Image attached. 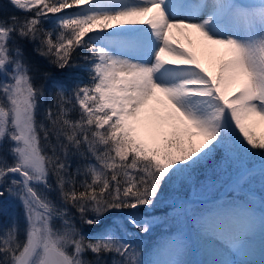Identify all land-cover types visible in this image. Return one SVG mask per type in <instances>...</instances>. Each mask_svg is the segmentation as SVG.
<instances>
[{
  "label": "snow or ice",
  "instance_id": "1",
  "mask_svg": "<svg viewBox=\"0 0 264 264\" xmlns=\"http://www.w3.org/2000/svg\"><path fill=\"white\" fill-rule=\"evenodd\" d=\"M9 2L25 15L0 16V198L19 201L24 229L21 239L15 216L0 225V264H188L183 235L151 258L129 237L150 234L166 189L181 191L219 153L240 198L199 212L177 200L176 219L195 220L206 252L239 257L251 249L259 194L264 237V0ZM177 33L197 34L203 55L219 62L206 67ZM20 41L61 70L86 50L87 83L70 95L60 87L43 121L46 94ZM73 156L82 161L75 172ZM69 208L89 227L110 223L86 236Z\"/></svg>",
  "mask_w": 264,
  "mask_h": 264
},
{
  "label": "rangeland",
  "instance_id": "2",
  "mask_svg": "<svg viewBox=\"0 0 264 264\" xmlns=\"http://www.w3.org/2000/svg\"><path fill=\"white\" fill-rule=\"evenodd\" d=\"M197 56H200L206 67L214 66L220 60L219 55L204 56L202 49L199 50ZM256 131L259 135L264 133V128H257ZM4 147L7 148L8 145L5 144ZM70 162L73 172H75L76 167L82 163L78 156L71 157ZM256 162L257 164L259 163V158L256 159ZM231 171L232 169L229 168L228 162L223 159V153H219L215 159L208 162L201 170L195 173L193 182L185 185L181 191L176 192L171 188L166 189L165 200L161 202L153 212L157 222L153 226L150 234L138 233L136 236L129 237L134 243L140 245L139 250L142 258L145 256L151 258L157 251L161 241L179 235H183L186 240L184 255L186 256L192 253L194 255L195 251L198 249L196 248L197 243L201 240L198 236L197 225L195 220L191 217L176 219L174 205L177 200L186 201L193 212H199L211 207L221 199L230 200L232 198H240L239 193H233L225 183L228 181V176ZM80 178L82 180L84 179L83 176H80ZM52 182L55 183L54 176L52 177ZM197 187L200 190L199 195H194ZM254 188L257 190V193H259V185H254ZM50 196L55 202L60 203L58 193H50ZM256 200L257 216L255 225L256 229L260 230L258 210L259 194H257ZM13 216L17 217L19 220L21 230L20 237L23 239L24 219L22 206L19 201L9 198L6 194L4 198H0V225H8ZM76 221L75 218V223ZM103 222L108 223V220ZM59 223L60 222L57 221V224ZM216 255H218V261L227 260L226 253L221 249L216 251ZM159 259L163 260V257L161 256Z\"/></svg>",
  "mask_w": 264,
  "mask_h": 264
},
{
  "label": "trees",
  "instance_id": "3",
  "mask_svg": "<svg viewBox=\"0 0 264 264\" xmlns=\"http://www.w3.org/2000/svg\"><path fill=\"white\" fill-rule=\"evenodd\" d=\"M11 15L23 17L25 13L16 10L9 0H0V16L8 17ZM44 27L46 29H51L53 25L46 23ZM19 43L24 50V59L32 68L35 83L37 86L42 87L46 94L41 101L40 119L43 121V113L47 106L53 102V98L60 87H63L66 94L70 95L77 84L81 82L87 83L88 74L82 70L84 65L83 56L86 54V50L73 57V63L76 66L61 70L52 64L48 58H45L37 53L35 50L38 46L37 44L29 43L27 41H20ZM71 169L70 171H72ZM78 179L82 180L80 177ZM69 211L77 220L76 226L89 237L101 232L103 228L110 223V220H108V223L102 222L101 225L97 227H89L88 225L80 222L79 213L76 212L74 208H69ZM85 258L88 260H95V257L90 253L86 254ZM107 259L109 264H111L112 258L108 257Z\"/></svg>",
  "mask_w": 264,
  "mask_h": 264
},
{
  "label": "bare ground",
  "instance_id": "4",
  "mask_svg": "<svg viewBox=\"0 0 264 264\" xmlns=\"http://www.w3.org/2000/svg\"><path fill=\"white\" fill-rule=\"evenodd\" d=\"M175 41L178 42L183 47L187 48L189 51L194 52L198 55L199 50H201V41L197 34H188L181 35L177 33L175 36ZM200 58V56H197ZM262 241H264V237H262L260 230L256 229V233L251 245V249L248 253L242 254L239 257L232 256L226 253V259H250L255 262L261 260V246ZM195 254L193 255H184L183 259L188 262V264H205L206 261H218V255H216V251L220 250L215 248V246H209V250L205 251V245L202 240L197 243ZM163 257V260L167 259V257Z\"/></svg>",
  "mask_w": 264,
  "mask_h": 264
}]
</instances>
